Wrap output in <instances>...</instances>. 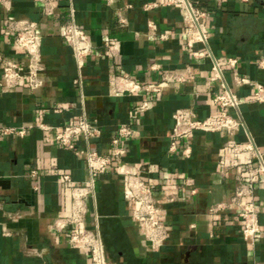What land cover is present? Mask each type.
Returning <instances> with one entry per match:
<instances>
[{
	"label": "crops",
	"instance_id": "crops-1",
	"mask_svg": "<svg viewBox=\"0 0 264 264\" xmlns=\"http://www.w3.org/2000/svg\"><path fill=\"white\" fill-rule=\"evenodd\" d=\"M151 1H158L159 6L145 10ZM165 1L114 0L108 5L103 0H58L55 14L49 17L37 0H11L9 13L0 4L1 51L21 57L5 37V26L10 16L28 18L44 33L47 75L46 84L35 92L24 85L7 91L0 72V125L28 130L23 137L0 140V264H91L71 244L69 234L54 226L71 204L69 184L59 181L55 168L83 184L89 177L86 161L56 142L41 125H61L85 111L103 128V134L91 140V148L107 152L118 125L129 122L130 109L145 98L143 94L122 95L114 78L129 75L139 81L158 80L170 70L188 76V82L154 96V107L143 114L121 159L144 170L153 166L155 195L165 207L170 229L167 241L158 251L149 249L132 216L136 203L116 172L97 180L95 195L87 199L88 224L100 230L113 264H264V185H257L254 192L263 230L255 246L244 241L243 222L233 207L211 213L214 204H228L242 172L235 155L223 150L228 135L197 130L188 142H180L177 153L168 152L177 109L194 107L205 117L213 108L205 86L211 60L190 54L183 10ZM194 1L210 11L204 24L212 33L208 46L198 47L214 55L238 56L240 72L264 84V67L259 63L264 58V0ZM118 8L124 9L126 26L116 19ZM149 19L157 23V31L148 27ZM71 20L86 30L93 47L81 63L82 89L74 83L79 74L76 59L60 33L61 26ZM110 37L121 41L116 55L106 53ZM226 78L247 100L241 106L244 125L236 140L251 137L264 151V102L252 100L254 83L236 85L231 70ZM59 107L67 108L59 112ZM188 143L192 152L184 157ZM85 144L79 142L82 147ZM222 154L225 166L219 164ZM186 173L200 186L197 196L178 187ZM170 195L177 201L166 202Z\"/></svg>",
	"mask_w": 264,
	"mask_h": 264
},
{
	"label": "built area",
	"instance_id": "built-area-1",
	"mask_svg": "<svg viewBox=\"0 0 264 264\" xmlns=\"http://www.w3.org/2000/svg\"><path fill=\"white\" fill-rule=\"evenodd\" d=\"M37 1L41 4L45 16L55 14L58 0ZM103 1L108 5L114 2V0ZM218 1L222 2V0ZM0 4L5 12L12 11L11 0H0ZM165 4L182 8L183 33L187 38L186 45L190 54L197 58L211 60V74L206 78L205 86L213 108V111L205 117H200L194 107L177 109L173 113L174 126L170 134L168 152L177 153L180 142H188L197 130L225 132L228 135L230 139L224 145L223 150L231 151L235 155L236 164L242 172L238 175L236 191L228 204H214L211 207V213L216 214L224 207H233L243 222L241 232L244 241L255 246L263 236L260 210L254 199V192L257 185H264V151L251 137L246 141L236 140L237 133L244 125L240 115L241 106L247 100L242 99L232 89L227 81L226 72L227 70L233 72L234 82L238 86L254 83L252 97L254 101L264 102V84L253 81L251 77L240 72L241 61L238 56L214 55L211 50H202L198 47V45L208 46L211 39L212 33L206 29L204 24L210 15L208 9L194 0H166ZM157 6H159L158 1H151L146 3L144 8L148 11ZM115 14L120 26L128 24L123 8L116 9ZM148 27L151 30H158L157 23L152 19H149ZM60 33L66 44L71 47L76 59L79 74L74 79V83L82 89L84 80L81 63L93 51L88 34L75 20L62 25ZM4 35L12 41L16 52L21 55V57H12L0 49L1 80L6 90L14 91L22 85L34 92L41 89L47 79L42 53L43 31L28 18L10 16L6 22ZM165 36V34L161 35V37ZM120 42L117 38H108L106 53L116 55L120 51ZM259 63L264 67V58ZM114 82L122 95L143 94L145 98L130 109V121L118 125L107 152L91 148V140L100 137L103 134V128L97 119L90 118L85 111L61 125H41L43 129L52 133L56 142L86 161L89 177L83 184L75 183L63 169L55 168L59 181L69 184L71 204L67 213L56 219L54 226L69 234L71 244L85 253L91 264H113L107 258L100 230L92 229L87 221V199L95 195L96 182L104 175L116 172L122 177L126 193L136 203L132 216L137 220L150 250L158 251L165 244L170 233L165 207L155 195L156 187L151 176L154 171L153 166L149 165L144 170L121 159L128 152V142L138 132L137 125L143 114L154 107V96L170 87H179L188 82V76L170 70L164 72L158 80L139 81L129 75H119L114 78ZM66 108L59 107L58 111L62 112ZM27 131L24 126L0 125V140L10 136L23 137ZM81 140L86 142L83 147L79 145ZM191 152V146L188 143L183 156L189 157ZM219 164L226 165L224 154L221 155ZM178 184L179 188L188 189L192 196H197L200 191L195 178L187 173L179 179ZM176 201V196L170 195L166 202Z\"/></svg>",
	"mask_w": 264,
	"mask_h": 264
}]
</instances>
